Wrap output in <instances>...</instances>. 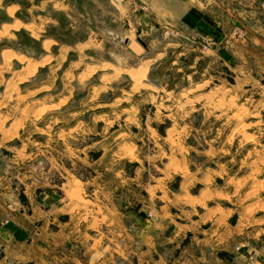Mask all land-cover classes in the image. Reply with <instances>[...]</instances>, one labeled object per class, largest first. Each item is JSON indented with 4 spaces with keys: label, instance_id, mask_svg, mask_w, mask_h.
<instances>
[{
    "label": "rangeland",
    "instance_id": "1",
    "mask_svg": "<svg viewBox=\"0 0 264 264\" xmlns=\"http://www.w3.org/2000/svg\"><path fill=\"white\" fill-rule=\"evenodd\" d=\"M22 2L57 44L0 41L37 47L0 73V264H229L264 226V0L215 9L222 38L110 0Z\"/></svg>",
    "mask_w": 264,
    "mask_h": 264
},
{
    "label": "crops",
    "instance_id": "2",
    "mask_svg": "<svg viewBox=\"0 0 264 264\" xmlns=\"http://www.w3.org/2000/svg\"><path fill=\"white\" fill-rule=\"evenodd\" d=\"M110 2L111 5L116 9L118 15L121 14V11L124 12L125 10L131 8V11H128V13H131V22L132 17L134 16L137 18H142V21L137 22L138 24L139 22H142L145 25L153 24L157 30H163L166 25H169V28L175 32H181L183 37L186 38H189L190 35L194 34V32L211 34L217 38L223 37V35L220 37V34H223L221 26L224 24V20L222 17H217L214 15V13L215 9H220L221 7H223V13H225V0H110ZM65 7L68 8V5L65 4ZM22 9V0H0V13H3V18H0V41L6 40L8 38H10V40H17L19 34L24 31L27 32L32 38L39 37V46L43 50L48 51L52 49L53 46L57 44L56 38L43 37L41 33L42 29L40 27H45L44 24L38 23L35 20H26L20 18L19 13H21ZM229 21H231V18ZM97 34L98 33L95 32L93 36L89 34L88 36L84 37L85 39L83 41L76 43L73 45V47L71 46V48L77 51L91 48L93 45L89 39L92 38L98 41ZM15 43V48H10L7 46L0 48V73L2 72V76L8 72V61L10 62V66L18 65L20 63L19 58L22 56H34L36 54L37 47H30L25 44L21 45V42L19 41H15ZM47 45H49L48 48ZM147 48H149V46ZM23 52H26L27 55ZM43 55V58L41 57V59L35 61L38 70L36 75H29L31 76L30 78L32 80L38 79L42 68L44 66H48L51 60L57 59L56 56L51 58L50 55H46L45 53ZM45 57H50V60L44 61ZM30 58L31 57L27 56L28 60ZM30 65L33 66L32 62L30 63L26 61L25 64H23L19 69L13 70L12 73L20 75L22 73V75H24L28 72L27 70L31 68ZM47 90L50 89H42L43 92ZM66 100L68 102H64L62 104L63 107L67 105L66 103L71 101L69 98ZM57 103H59V99H56L51 103H46V107H43L42 109H44V111L47 110V112L42 113L48 114L57 110ZM41 193L42 192H40V194ZM257 210L262 211V215L264 216L263 205L259 206ZM249 237L250 239L247 237L245 242L240 243L242 247L239 252H234L233 256L229 255V253L224 254V258L226 259L227 263L264 264V226L258 227L256 231H254Z\"/></svg>",
    "mask_w": 264,
    "mask_h": 264
},
{
    "label": "bare ground",
    "instance_id": "3",
    "mask_svg": "<svg viewBox=\"0 0 264 264\" xmlns=\"http://www.w3.org/2000/svg\"><path fill=\"white\" fill-rule=\"evenodd\" d=\"M11 11V10H10ZM14 11V10H13ZM12 13V12H11ZM3 25V24H2ZM7 28V27H6ZM5 33V32H4ZM47 41V40H46ZM52 41V40H51ZM50 44V43H49ZM48 48V47H47ZM81 49V48H80ZM5 52V51H4ZM12 55H13V53H12ZM16 56V55H15ZM18 56H20V55H18ZM17 56V57H18ZM61 56V55H60ZM22 59H23V57H22ZM28 62V61H27ZM29 62H32V61H29ZM106 63V62H105ZM108 63V62H107ZM5 64V63H4ZM32 64H33V62H32ZM35 64V63H34ZM94 64V63H93ZM97 64V63H96ZM40 65H41V63H40ZM27 66V65H26ZM25 66V67H26ZM31 66V65H30ZM33 67V66H32ZM31 67V68H32ZM148 67V66H147ZM116 68H117V66H116ZM25 69V68H24ZM123 70V69H122ZM129 70V69H128ZM147 70V69H146ZM23 71V70H22ZM28 72H29V70H28ZM30 72H31V70H30ZM105 73V72H104ZM22 74V73H21ZM91 74V73H90ZM73 75V74H72ZM26 76H27V74H26ZM20 77V76H19ZM24 77V76H23ZM31 77V76H30ZM69 77V76H68ZM118 77V76H117ZM20 78H22V77H20ZM85 79V78H84ZM111 82V81H110ZM50 88V87H49ZM96 89V88H95ZM95 92H93V94H94ZM44 110V109H43Z\"/></svg>",
    "mask_w": 264,
    "mask_h": 264
},
{
    "label": "water",
    "instance_id": "4",
    "mask_svg": "<svg viewBox=\"0 0 264 264\" xmlns=\"http://www.w3.org/2000/svg\"><path fill=\"white\" fill-rule=\"evenodd\" d=\"M144 45V44H143ZM145 46V45H144Z\"/></svg>",
    "mask_w": 264,
    "mask_h": 264
}]
</instances>
